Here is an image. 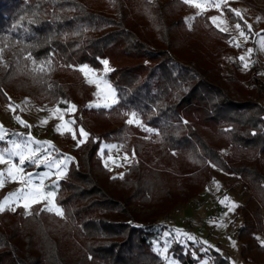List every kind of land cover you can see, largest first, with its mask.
I'll use <instances>...</instances> for the list:
<instances>
[{
	"label": "trees",
	"instance_id": "1",
	"mask_svg": "<svg viewBox=\"0 0 264 264\" xmlns=\"http://www.w3.org/2000/svg\"><path fill=\"white\" fill-rule=\"evenodd\" d=\"M192 12L183 0H0V110L10 95L75 105L77 133H88L59 182L63 216L42 203L0 212V264H163L153 225H140L133 208L191 202L207 191L214 167L252 192L239 208L237 238L246 264H264V83L256 67L226 76L232 36L213 24L212 11L189 25ZM258 29L264 35V20ZM105 60L118 102L87 108L92 87L80 67L100 71ZM131 113L156 132L129 124ZM104 143L132 158L121 177L104 164ZM172 250L184 264L202 259ZM213 256V264H232Z\"/></svg>",
	"mask_w": 264,
	"mask_h": 264
},
{
	"label": "rangeland",
	"instance_id": "2",
	"mask_svg": "<svg viewBox=\"0 0 264 264\" xmlns=\"http://www.w3.org/2000/svg\"><path fill=\"white\" fill-rule=\"evenodd\" d=\"M217 3L220 5L219 8L216 7ZM188 6L193 10L186 16V22L189 25L196 17L212 11L213 17L218 18L213 24L232 36L231 40L225 41L230 50L223 54L225 75L234 76L236 71L246 72L256 67L264 83V46L261 44L264 35L258 29L259 22L264 20V0H223V2L208 0L204 8H197L192 4ZM225 8L240 12V17L245 19L247 27L251 26L247 30L241 27L245 35L240 34L241 29L236 28L237 24L227 19ZM237 44L240 46L236 47ZM249 49L251 52H248ZM241 56L245 57L244 62L239 59ZM245 63L247 67L244 66ZM103 65L100 71L87 66L89 70L87 74L82 72L84 82L92 87V99H88L84 104L87 108L110 109L118 102L117 93L108 80L111 67L109 63L107 65L103 63ZM10 99L11 104L0 110V126H2L0 136H3V139H0V151L4 153L5 159H8L13 151V142L24 145L31 138V147L37 152L35 156L37 162L32 163L26 160L23 165H20L19 157L15 156L12 157V162L22 168L21 176H32L34 185H40L43 178L42 192L45 194L55 192L52 204L58 207L55 199L59 182L67 173L72 161L73 150L84 143L88 137L81 136L75 128L78 109L76 106L72 108V105L66 110L40 105L29 98L14 95H10ZM261 103L264 105V97ZM61 115L63 119L60 118ZM84 117L88 118V115L85 113ZM129 119L133 120L131 124L142 130L146 129L139 117L130 116ZM44 121L47 122L44 123ZM68 121H74V123L67 124ZM25 124L28 126L26 127ZM57 126H61L59 131H57ZM118 126L119 124H115L112 129ZM68 127L76 132V139H73L72 134L67 131ZM145 132L155 133L156 131L145 130ZM78 141L83 142L78 144ZM100 153L104 157V164L114 177H121L132 161V158L126 155L117 143L102 144ZM9 167V164H0V172L4 173V176L0 177L4 182L0 187V192L3 194L2 201L8 195H6L7 192H15L25 187L21 185L19 178L16 181L10 179L7 175ZM61 172L64 174L60 175ZM6 178L11 183H8ZM251 196L252 192L236 176L228 175L214 167L207 191L191 202L179 204L168 210L133 209L141 218L143 224L140 225H153L151 227L154 233L153 247L163 258V264H184L176 258L172 250L176 244L181 246L185 253L189 252L195 258L201 257L202 259L197 264H213L214 251L228 256L232 264H246L241 256V244L237 238V232L243 222L239 208ZM225 197L228 199L225 200ZM215 199L219 200L215 201ZM221 201L225 202L221 203ZM24 203L20 201V203L10 204L17 208L18 206L23 207ZM37 203H42L46 211L52 206L48 199L41 198L39 202H30L27 211L29 212L30 207ZM233 204L238 206L233 207ZM49 212L56 213L55 211ZM164 249L167 251L165 252Z\"/></svg>",
	"mask_w": 264,
	"mask_h": 264
},
{
	"label": "snow or ice",
	"instance_id": "3",
	"mask_svg": "<svg viewBox=\"0 0 264 264\" xmlns=\"http://www.w3.org/2000/svg\"><path fill=\"white\" fill-rule=\"evenodd\" d=\"M184 3L187 4H192L193 6L197 7V8H204L205 4L208 3V0H203V2H199V0H183ZM221 2H223V0H221ZM219 3L216 4V7L219 8ZM234 11L235 14L237 16H241V13L236 11V10H231ZM242 18V17H241ZM213 23H215L217 21V17H211ZM248 27L250 28L251 26L248 25ZM237 29H241V25L237 24L236 25ZM223 30V29H222ZM240 34L243 36L245 35L244 31L241 29ZM262 46H264V40L261 41ZM240 45L237 44L236 47H239ZM248 52H251V49L248 50ZM239 59L241 60V62H244L245 57L241 56L239 57ZM103 63L105 65L108 64V61L105 60L103 61ZM245 67H247V64H244ZM80 71L85 72V74H87V71H89L87 69V66H84L80 69ZM92 82V81H89ZM99 87V85H97ZM110 87V86H109ZM114 95V93H113ZM72 108H75V105H72ZM132 117L136 116V113H131ZM61 119H63V116H60ZM21 123H24L23 121H20ZM47 121H44V123H46ZM74 123V121H68L67 124H72ZM128 123L131 124L133 123L132 119L128 120ZM137 123H139L137 121ZM25 126L27 127L28 125L25 124ZM143 126V125H141ZM61 126H57V131L60 130ZM0 130H2V126H0ZM146 131H152V129H145ZM67 131L69 133L72 134L73 139H76V132L71 128L68 127ZM79 133L81 136L83 137H87L88 133L84 131L83 128L79 129ZM0 139H3V136H0ZM83 141H78L79 143H82ZM39 143V142H37ZM37 152L35 149H33L31 147V138H29V142L25 143L24 145H21L19 143L13 142V151L11 153V155L9 156L8 159H5V155L2 151H0V164H9L10 167L7 169V175L12 178L13 181H16L19 178V182L23 185H25L24 188H20L17 189V191L15 192H11L9 193L3 201H0V212H3L5 210L6 207H8L10 205V202H19L21 200H23L25 203L23 204V207L25 209L29 208L30 206V202H39V200L41 198H45L48 199L49 203L52 204V199L55 196V192H47L46 194L42 192V188H43V178L41 179V184L40 185H34L33 181H32V176L31 175H27V176H21L20 173L22 172V168L17 167V165L15 163L12 162V157H19V164L23 165L24 162L26 160L32 162V163H36L37 161L35 160V156H36ZM45 159H47L45 157ZM67 159H71V158H67ZM64 173L61 172L60 175H63ZM47 175V174H45ZM4 173L0 172V177H3ZM3 180L0 179V187L3 186ZM228 198L225 197V200H227ZM225 201H221V203H224ZM238 205L233 204V207H236ZM14 210V209H13ZM48 211H55L57 215L63 216V211L62 209L58 208L55 206V204H52L51 207H49L47 209ZM189 239H191V237H189ZM262 245H264V241L261 242ZM164 251L166 252L167 249H164Z\"/></svg>",
	"mask_w": 264,
	"mask_h": 264
},
{
	"label": "built area",
	"instance_id": "4",
	"mask_svg": "<svg viewBox=\"0 0 264 264\" xmlns=\"http://www.w3.org/2000/svg\"><path fill=\"white\" fill-rule=\"evenodd\" d=\"M6 181L8 182V183H11L9 180H8V178H6ZM22 185V184H21ZM219 199H215V201H218ZM6 209L7 210H9V211H15L16 210V207L12 204H10L8 207H6ZM14 209V210H13Z\"/></svg>",
	"mask_w": 264,
	"mask_h": 264
},
{
	"label": "crops",
	"instance_id": "5",
	"mask_svg": "<svg viewBox=\"0 0 264 264\" xmlns=\"http://www.w3.org/2000/svg\"><path fill=\"white\" fill-rule=\"evenodd\" d=\"M6 176H7V175H6ZM10 179H12V178H10ZM7 194H9V192H7L6 195H7ZM6 195H5V196H6ZM21 201L24 202L23 200H21ZM10 203H12V202H10ZM19 203H20V201H19Z\"/></svg>",
	"mask_w": 264,
	"mask_h": 264
}]
</instances>
